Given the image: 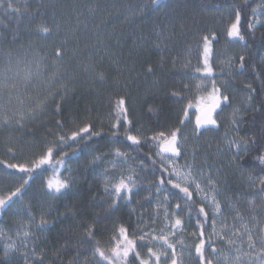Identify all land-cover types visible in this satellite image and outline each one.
<instances>
[{
    "label": "trees",
    "instance_id": "trees-1",
    "mask_svg": "<svg viewBox=\"0 0 264 264\" xmlns=\"http://www.w3.org/2000/svg\"><path fill=\"white\" fill-rule=\"evenodd\" d=\"M10 2L21 11L8 8V0L0 5V76L17 66L30 65L37 85L28 86L26 107L18 111L27 113L38 101L48 100L20 123L17 110L16 114L0 116V193L5 196L29 179L8 164L30 166L58 136H70L86 125L101 135L75 143L69 140L54 154L52 164L33 171L22 197L0 209V230L5 232L14 231L19 218L33 227L42 213L48 221L45 228L34 229L12 253L5 255L6 244L0 242V264H100L94 249L108 250L121 226L136 240L135 252L144 259L147 246L139 238L152 230L160 232L177 217L183 222L177 229L183 244L195 255L192 264H201L195 251L201 230L206 241L205 257L213 264L217 256L212 251L215 233L223 235L225 230L221 228L227 221L241 229L244 218L258 219V230L264 237V193L258 190L264 165L255 159L264 154V16H256L259 9L264 14V0H159L155 5L150 0ZM237 10L244 40L227 35L232 44L228 53L239 59L230 87L242 91L250 102V108L243 110L239 132L241 137L255 138L256 142L250 143L246 152L236 154L232 168L223 173L224 184L220 186L226 197L222 215L216 217L194 192L190 202L186 201L183 193L167 183L172 180L171 173L165 171L152 150L142 140L133 145L127 135L146 139L184 127L181 120L186 121L185 109L189 114L196 111L189 105L193 103L194 76L201 75L196 66L203 67V38L217 34L219 43L212 41L213 51L225 43L224 34ZM41 24L48 26L51 34H38ZM57 48L63 51L59 60L55 56ZM100 72L104 73L103 80L97 76ZM54 74L55 81L51 79ZM218 89L228 100L221 101L214 119L234 104L233 94ZM50 93H55L54 98H49ZM121 98L125 100L127 121L121 117L117 124L116 106ZM4 116L9 117L7 123ZM220 127L217 121L209 128L218 131ZM116 149L124 155L117 156ZM61 153L67 156L62 165H57ZM241 156L247 163H240ZM137 161L147 169L135 173L134 180L140 183L127 192L126 200L121 201L123 194L114 198L113 182ZM57 176L70 178L72 188L63 195L49 196L46 182ZM159 193L164 195L163 205L157 208L151 201ZM200 206L208 213L206 220L198 216ZM237 211L242 218L236 216ZM29 212L35 221L29 218ZM90 227L92 237L86 235ZM133 256L129 254L127 264H139Z\"/></svg>",
    "mask_w": 264,
    "mask_h": 264
},
{
    "label": "rangeland",
    "instance_id": "rangeland-1",
    "mask_svg": "<svg viewBox=\"0 0 264 264\" xmlns=\"http://www.w3.org/2000/svg\"><path fill=\"white\" fill-rule=\"evenodd\" d=\"M256 16L258 17V19L263 18L264 14L262 13V9H259L257 11ZM214 39L216 43H219L217 34H211L208 38L209 52L207 54V57H205L204 53L202 59L203 67L199 69V66H196V68L200 70L201 75L196 74L194 76L195 88L192 92L191 99H193V103L190 107V109L195 108L196 111L192 112L191 114L187 112L188 114L186 117L185 125L180 130V155L172 158L170 153L161 154L159 145L151 140L152 136L147 137L146 139L140 137L144 145H147L148 148L152 150L154 157L156 159H159L165 166V168L170 171L172 180H174V182H180L182 187L189 186L190 191L195 193L198 200H200L201 203L204 204L207 211H209L212 215V209L209 207L208 202L202 199V197H204L205 194H215L217 200L221 203L223 212V200L226 197V191L220 186L222 185V183L224 184L222 175L226 172L227 169L232 168V164L235 163V155L237 154L235 148L230 147L229 141L243 138L241 137V134L239 132L241 124L240 122L243 118V110L245 109V107L247 109L250 108V102L242 94V91H232L230 87L233 83L230 80V77L235 76V73L238 70L237 67L239 59L237 60L231 53H228L231 43L229 41V38H227L226 32L223 38L225 43L215 46V51L212 50V41ZM206 58L208 61V66L212 68L211 73H206L203 71ZM31 67L32 66L30 65L17 66L11 71L6 72L0 76V116L4 115L5 113H8L10 115L16 114V112H20L18 111L19 108L26 107L27 102L24 101V98L27 95V88L28 86L32 87V84H34L35 87L37 85V81L34 78L33 71L32 69H30ZM26 72L31 74L30 79L24 78ZM213 84H215L216 88L224 89L227 93L233 94L234 104H231L229 108H225L224 110H222L216 118V121H218V123L221 124L223 128L220 127L218 131H214L212 128H209L211 127V125H209L200 128L201 130L199 129V131L196 129V116L201 113V109L206 108L210 103L207 97L212 92ZM13 85H15V87H13ZM240 100H243L244 104ZM234 110H238V123L236 125L232 124ZM214 116L215 111L213 112V118ZM173 166L177 167L179 170L185 173L189 171L190 166L192 177L195 178L196 182L201 185V188L204 189V191L201 193H197L195 191L194 184L190 185V182L186 184L181 181H177L174 174L172 173ZM140 169L144 171L147 170L143 163H139L137 161L134 163L132 169H127L119 178H117L113 182L111 194L114 198L119 197L123 194L121 201L127 199V192H122L118 196L113 191V187L118 184L122 178L127 180L128 177H131L132 181L134 182L131 187L132 190H134L137 184L140 183L139 181L136 182V180H134V175L138 170L141 171ZM65 178L67 177H64L62 179ZM209 181H212L214 183L215 188H213L209 184ZM3 195V193H0V196ZM163 196L164 195L162 193H159L152 197L151 202H153V205L155 207L159 208V206L163 205ZM21 211L23 213L25 209L23 210L22 207V209H20V212ZM221 215L222 213L217 214L216 217ZM243 220L244 225L241 229H237L234 224L232 225L231 222L227 221L224 224V228H221L225 230V233L223 234L224 239H221L220 235H215V244H213V246L217 249V256L214 259L215 264H262V261H264V252L261 251V249L264 248V244L261 243V237L263 236L258 230V228L260 227L258 223H260V221L258 219L245 220V218ZM172 223L173 222L171 221V223L166 224L167 226L163 230H160V232L152 230L145 235V240L141 241L147 246V249H143L145 256L144 259L149 258L148 248L151 247L157 254H167L168 259H163L162 255L160 264H171L172 250L168 249L167 246L164 245L163 241L153 239V237L167 236L168 242L175 245V251L179 264H192L195 255L192 254V252L188 251L186 245L183 244V238L180 236L181 233H178L177 229L171 228ZM227 223H229L228 226ZM15 225L16 226L14 231L10 232L8 230L7 232H5L0 230V242L6 245L14 244L16 248L17 245L21 244L24 241H27L30 238L34 229L38 230L36 226L33 227V224L30 226V224H26L20 218ZM249 231L251 232V235L255 240V249H250L248 247L247 240ZM25 232L29 233L28 239L24 238ZM234 233H238V235H234ZM129 238L134 239L131 236H129ZM117 239H119V237H117ZM227 239L234 240V245H228L226 242ZM181 241L182 243H180ZM114 246L115 243L109 245L108 250H106L105 252L110 254L109 250ZM176 247H178V250ZM237 249H239V252L237 251ZM13 251L14 250H11L9 252L12 253ZM237 255H240L239 261H236L235 259ZM122 262H118V264H122ZM151 264H155L154 257L151 259Z\"/></svg>",
    "mask_w": 264,
    "mask_h": 264
},
{
    "label": "snow or ice",
    "instance_id": "snow-or-ice-1",
    "mask_svg": "<svg viewBox=\"0 0 264 264\" xmlns=\"http://www.w3.org/2000/svg\"><path fill=\"white\" fill-rule=\"evenodd\" d=\"M152 4H159V0H150ZM5 3V0H0V5H3ZM8 8L13 9L15 12L19 13L21 10L18 7H14V5L8 0ZM255 9H253V12L255 13ZM240 20H241V13L239 10L236 11L235 13V20L229 25L227 29V35L232 38H238L239 40H244L243 35L241 34L240 31ZM253 25L250 23L249 28H251ZM51 29L44 25H38L37 26V32L38 34L41 35H49L51 34ZM204 53L205 57H207V54L209 52V41L208 37H204ZM55 56L57 60L62 58L63 56V51L61 48H57L55 51ZM241 67H243V61L244 57H241ZM150 70V69H149ZM199 71V69H198ZM204 72L206 73H211L212 68L208 66V61L207 58L205 59V67L203 69ZM97 76L99 79L103 80L105 78L104 73L100 72L97 73ZM25 79H30L31 74L26 72ZM53 81H55L56 76L55 74L51 77ZM15 87V85H13ZM199 87V85H198ZM174 95H179V93H174ZM55 93H50L49 98H54ZM207 99L210 101V103L207 105L206 108L201 109V113L196 116V129L199 130L202 127L205 126H215L217 125L216 119L213 118V112L221 106V101H227L228 96L222 95L220 90L216 88L215 84H213V89L212 92L209 94ZM48 98L42 101H38L35 105V108H30L27 113L20 112L18 113L19 119L17 120V123H20L22 120H24L27 117L33 116L35 114V111L38 109H41L42 107L45 106L47 103ZM125 105V100L121 98L117 102L116 106V117H117V124L120 122V118L123 117L124 121H127V109L124 107ZM191 107V105H189ZM60 105L57 104V110H59ZM187 109H185V117H187ZM4 122L7 123L9 121L8 116H4ZM185 121L181 120V124H183ZM130 123V122H129ZM238 123V110H234L233 112V119H232V124L236 125ZM117 125H113V128H116ZM91 126L86 125L84 127H80L77 131H73L70 136L67 135H60L57 137L56 141L52 143L51 146H48L45 150V152L39 156L38 159L34 160L31 162V165L27 164H8L7 167L10 169H18L19 172L24 173L26 176L31 178V174L35 169L40 168L42 165L45 164H52L53 163V156L56 152L60 151L61 146H65L66 143L70 140L73 143H75L77 140H84L88 136H100V132H91ZM180 129L176 128L171 130L170 132H164L161 131L157 135H154L151 137V140L153 142H156L159 145L161 154L163 153H170L172 158H175L180 155L181 153V147H180ZM115 136V133H113ZM261 139L264 140V135L261 136ZM127 140L131 141L133 145H139L141 143V139L137 136L134 135H127ZM256 140L255 138L249 140L245 138H240L236 140L229 141L230 147H234L236 150L237 155L239 156L241 150L247 151L248 150V145L250 143H255ZM116 155L117 156H123L124 153L120 152L119 149H116ZM67 156V153H61V158L57 160L55 163L57 165H62L63 164V157ZM99 159V157H97ZM261 165H264V154H260L255 158ZM171 162V161H169ZM240 163L244 164L247 163V161L244 160V158L241 156L240 157ZM55 170V166H54ZM167 171V169H165ZM261 172H264V167L261 168ZM172 173L174 174L175 178L177 181H181L183 183L188 184L190 182L191 184L195 185V191L197 193H201L204 191V189L201 188V185L196 182L195 178L192 177V173L190 170L189 166V171L188 172H183L179 170L177 167L173 166L172 168ZM29 179H24L23 182L16 187L13 191H10L7 195L5 196H0V209H6L11 206L12 203H15L16 199H19L23 195V190L25 186L29 183ZM250 183L255 185V182L252 180L251 177H249ZM72 183L73 181L70 178H65L61 179L58 176L55 178H49L46 182V191L49 196H55L57 194L63 195L67 193L69 190L72 188ZM134 182L132 181L131 177H128L127 180L121 179L118 184H116L113 187V191L119 196L122 192H128L130 193L132 191V184ZM161 185L164 184V181L162 180ZM168 184H171L174 189L179 190L180 193L184 194V198L186 201L191 200V197L193 195L192 191H190L189 186H184L182 187L180 182H174L173 180H168ZM209 184L215 188V185L212 181H209ZM107 191V186L105 188ZM161 190L158 188V191ZM258 190L261 193H264V177L260 178V187ZM202 199L206 200L208 202L209 207L212 209L213 216H216L217 214L222 213V207L221 203L217 200L215 194L213 195H208L205 194ZM115 201H113L112 205L110 207L114 206ZM177 210L180 209V205L178 204L176 206ZM189 212H191V209H189ZM29 218L33 221H35V216L32 215L31 212L28 213ZM203 215L205 220L208 217V213L205 211L204 206H200L198 209V216ZM167 216V213H166ZM236 216L239 218L241 217V214L237 211ZM182 220L180 218H176L174 220V223L171 224V228L173 229H179L182 226ZM48 221L44 218V214L42 213L41 218L39 221L36 222V227L43 229L47 226ZM199 224V220H198ZM213 232L215 233V222L213 224ZM217 235H220L221 239H224V236L221 235L220 233H215ZM86 235L88 237H92L94 235L93 229L90 227L89 229L86 230ZM174 235V233H173ZM234 235H238V233H234ZM117 236L119 239H117ZM199 236L201 237L199 240V243L195 245V251L198 254V258L201 261V264H213L212 260L206 259L205 254H204V249H205V239H203L204 232L201 230L199 233ZM24 238L28 239L29 238V233L25 232L24 233ZM112 239L115 241V246L112 247L109 252L110 254L106 253L105 250L101 249L100 247H96L94 249V253L99 256L100 258V264H104V262H108V264H118V262H125L127 264V261L129 259V254L134 253V256L132 257V260H139V264H151V259L154 257L155 258V264H160L162 255L163 259L167 260L168 256L167 254H157L151 247L148 248V254L149 258L148 259H140V254L138 252H135V248L137 246V242L135 239H130L127 229L123 226L119 227L117 233L112 237ZM140 241L145 240V236H141ZM153 239H158L163 241L164 245L167 246L168 249L172 250V258H171V264H179L177 254L175 251V245L170 244L168 242V237L167 236H161V237H153ZM227 244L232 246L234 245L235 241L232 239H227ZM98 243V242H97ZM261 243L264 244V237H261ZM248 247L250 249H255V240L253 239L251 232L249 231L248 233V240H247ZM15 245L14 244H9L5 246V255L9 253V251L14 250ZM213 253L217 251V249L213 246L212 248ZM239 252V249H237ZM262 252H264V248L261 249ZM26 255V254H25ZM227 259V258H225ZM236 261L240 260V255L236 256ZM262 264H264V261H262Z\"/></svg>",
    "mask_w": 264,
    "mask_h": 264
}]
</instances>
